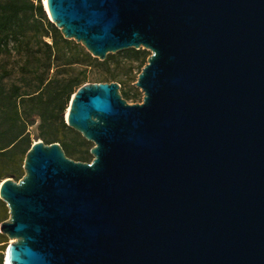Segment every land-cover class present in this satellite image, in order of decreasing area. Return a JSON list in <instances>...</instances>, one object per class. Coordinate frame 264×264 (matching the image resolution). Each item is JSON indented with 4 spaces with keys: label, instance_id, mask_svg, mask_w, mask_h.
<instances>
[{
    "label": "water",
    "instance_id": "water-1",
    "mask_svg": "<svg viewBox=\"0 0 264 264\" xmlns=\"http://www.w3.org/2000/svg\"><path fill=\"white\" fill-rule=\"evenodd\" d=\"M44 7L102 61L151 55L141 103L116 81L72 95L66 123L94 143L91 162L33 127L25 174L0 184L8 263L264 264V0Z\"/></svg>",
    "mask_w": 264,
    "mask_h": 264
},
{
    "label": "rangeland",
    "instance_id": "rangeland-1",
    "mask_svg": "<svg viewBox=\"0 0 264 264\" xmlns=\"http://www.w3.org/2000/svg\"><path fill=\"white\" fill-rule=\"evenodd\" d=\"M33 1L36 5L39 3V0ZM41 3L43 4V0H41ZM32 13L34 17L39 18L38 13L32 11L29 12L30 17ZM43 40L53 42L51 36L47 35L43 36ZM67 40L71 41L70 46L60 42L59 54L82 57L83 53H89L91 58L82 61L83 63L57 66L54 56L51 61L46 59L48 52L43 42L32 45L33 55L31 57H28L25 46L22 49L14 48L8 53H0V90L4 91L7 96L13 94L17 89L21 94L37 95L40 93L34 102L29 101L27 96L23 95L26 98L25 103L22 102V96L17 97L18 107L13 101L4 107L0 106V147L5 146L13 139L16 140L15 143H18L16 147H12L13 144L4 149L6 150L5 153H1L3 150L0 151V184L6 178L18 181L22 178L20 176L25 174L24 161L28 147L33 144V127L35 125H37L41 139L44 142L45 136L59 139L65 150H72L76 154L94 145L79 131L68 126L67 123L65 125L61 117L58 116L60 106L64 103L62 92L65 79L82 78L86 75V82H101L95 81L97 76L114 72L119 77L118 81H113H121V91L129 94V96L123 95V97L130 104L143 101L144 92L135 84L140 70L144 67H142L143 63L140 60L122 54L121 52L124 51L122 50L111 53L114 54V57L106 63L107 60L102 61L94 57L82 43L74 39ZM143 50L147 51L145 56L151 55L150 50ZM69 104L70 101L67 104V109ZM17 109L19 113H17ZM65 113L66 110L62 115L66 122ZM70 157L75 159V156ZM9 218V208L6 202L0 199V226L2 222ZM14 241L15 239L9 238L7 234L0 232V264H5L7 250L11 242Z\"/></svg>",
    "mask_w": 264,
    "mask_h": 264
},
{
    "label": "trees",
    "instance_id": "trees-1",
    "mask_svg": "<svg viewBox=\"0 0 264 264\" xmlns=\"http://www.w3.org/2000/svg\"><path fill=\"white\" fill-rule=\"evenodd\" d=\"M36 12L39 15V18L34 17L32 13V18L29 16V12ZM45 21V22H43ZM51 36L53 39L52 43L43 40V36ZM43 42L48 54L46 59L50 60L54 56V59L57 61V66L62 65H72L76 63H83L82 61L86 59H90L91 55L89 53H83L82 57H76L74 55H67V54H59V44L60 42L66 43L67 46H70L71 41L64 38L60 32V30L50 21L47 12L39 0V3L36 5L33 0H0V53H8L12 49H22L24 46L27 48L28 57L33 55L32 50L34 44ZM147 51L143 49H128L121 52L122 54H126L128 56L133 57L135 60H140L142 67L145 66L147 63L148 57L145 56ZM114 54H108L106 58V63L108 60L112 59ZM51 66V62H50ZM143 69V68H142ZM140 70V73L142 71ZM119 75L116 73H109V74H100L97 76L95 81H118ZM87 76L84 77H77L74 79L68 78L64 80L63 84V92L62 97H64V103L60 106L58 116L61 117L62 122L66 125V122L63 117V113L65 110L67 111V104L71 100L72 95L77 91V89L86 83ZM120 84L122 83L119 81ZM43 83V82H42ZM122 92V91H121ZM26 95L29 101H35L37 96L40 95H31L30 93L21 94L19 93V89H17L13 94L6 95L4 91L0 90V106L4 107L8 103L13 101L18 107V100L17 97L22 96V102L25 103ZM122 95L129 96L128 93L122 92ZM132 97V96H131ZM134 97V96H133ZM38 103V102H36ZM17 113L19 110L17 109ZM54 141H59V139H52L48 136H45V142L52 143ZM16 140H11L5 146L0 147L1 153H5L7 147H16L18 143H15ZM62 145V143H60ZM63 146V145H62ZM64 148V147H63ZM91 148H86L82 152L76 154V152L72 150H65L67 156H75V160L83 161V162H91L93 159V155L91 154ZM30 149L28 147L27 151ZM71 158V157H70ZM22 174L21 177H23Z\"/></svg>",
    "mask_w": 264,
    "mask_h": 264
},
{
    "label": "bare ground",
    "instance_id": "bare-ground-1",
    "mask_svg": "<svg viewBox=\"0 0 264 264\" xmlns=\"http://www.w3.org/2000/svg\"><path fill=\"white\" fill-rule=\"evenodd\" d=\"M43 2H44L43 4H45V6H46L47 5V0H43ZM68 111H69V108L67 109L66 113H68ZM5 261H7V264H9L8 263V254H6Z\"/></svg>",
    "mask_w": 264,
    "mask_h": 264
}]
</instances>
